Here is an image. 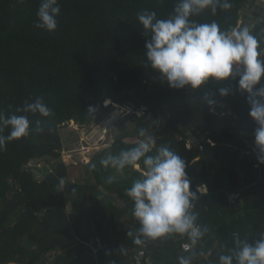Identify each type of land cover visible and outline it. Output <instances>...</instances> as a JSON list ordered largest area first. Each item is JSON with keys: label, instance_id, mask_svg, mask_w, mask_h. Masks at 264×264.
<instances>
[{"label": "trees", "instance_id": "obj_1", "mask_svg": "<svg viewBox=\"0 0 264 264\" xmlns=\"http://www.w3.org/2000/svg\"><path fill=\"white\" fill-rule=\"evenodd\" d=\"M40 2L0 0V110L22 115L17 109L24 101L39 97L55 112L51 118L27 114L32 128L40 121L43 131L7 143L0 152V264H137L135 252L143 248L142 264L149 259L152 264H178V257L191 255L192 249H182L190 241L178 235L136 245L139 225L126 189L141 178L142 169L118 174L99 163L107 152L134 147L142 139L140 128L186 163L197 195L198 223L209 229L195 249L193 264H219V256L235 246L234 234L250 242L259 238L264 232V164L254 155H242L252 146L257 125L238 78L210 81L195 92L176 90L162 85L160 75L148 66L147 37L136 14L148 9L166 18L178 0H59L58 27L51 34L34 26ZM246 2L230 0L229 10L218 9L216 16L204 12L196 19L238 28ZM252 33L264 41V22ZM153 82V91L138 97L141 85ZM220 87L233 92L221 97ZM206 97L215 101L213 107ZM108 101L144 108L146 117L117 134L89 164H72L70 172L61 129L74 122L82 128L90 125ZM112 118H119L117 111ZM205 133L208 137L201 139ZM189 134L224 166L197 161V144L188 148ZM110 176L115 177L111 184ZM204 187L208 194L197 191Z\"/></svg>", "mask_w": 264, "mask_h": 264}, {"label": "clouds", "instance_id": "obj_2", "mask_svg": "<svg viewBox=\"0 0 264 264\" xmlns=\"http://www.w3.org/2000/svg\"><path fill=\"white\" fill-rule=\"evenodd\" d=\"M18 3L23 4L25 0ZM231 7L230 0H178L166 18L144 9L136 14V21L147 37L148 66L170 88H190L195 92L210 81L222 84L238 78L239 89L249 97V116L257 125L254 135L258 163L264 164V41L247 27L224 29L215 20L200 22L196 19L204 12L216 16L218 9ZM60 12L59 0H41L34 26L54 33ZM218 92L221 97H227L233 89L220 87ZM206 99L209 107H213L215 101ZM17 112L24 114L6 115L0 110V152L6 150L7 143L43 131L40 121L32 128L27 114H39L43 118L55 116L53 108L39 97L26 99ZM6 129L8 134L4 135ZM138 135L142 139L134 147L118 154L107 152L99 163L118 174L129 168L142 169L141 178L126 189L133 203L132 215L139 225L134 243L143 246L177 235L186 237L190 241L186 251L189 248L193 251L191 255L178 257V264H193L195 249L209 229L198 223L199 213L193 203L197 195L191 190L186 163L170 146H157L155 136L147 134L144 128L139 129ZM95 168L96 164L92 163L90 170ZM114 179L110 176L107 183L111 184ZM59 184L63 188L65 181L61 179ZM203 192L206 193V189ZM234 235L235 246L219 256V264H264V232L251 242Z\"/></svg>", "mask_w": 264, "mask_h": 264}, {"label": "rangeland", "instance_id": "obj_3", "mask_svg": "<svg viewBox=\"0 0 264 264\" xmlns=\"http://www.w3.org/2000/svg\"><path fill=\"white\" fill-rule=\"evenodd\" d=\"M105 105H106V107H104L105 110L102 111L101 116L90 125L82 128L74 122L61 129L62 134H64L67 138L66 150L63 153V159L64 162L66 163V166H68L69 169H71L70 172H72V168L70 167L72 164L73 165L80 164L81 158H84L86 163L89 164L91 162V159L94 157V155L97 152L111 146V141L112 139L115 138L117 134L121 132L124 133L125 131H129L133 129L138 119L142 117H146L144 113H146L147 110L144 108L138 109L133 114L123 115V112H125L124 111L125 108H120V107L116 108L115 106L112 105L111 101H108ZM116 111L118 113L119 118H112L113 114ZM104 132H106V135L104 134ZM77 134L80 137V139H85L86 141H88L90 146L88 150L85 152L78 154L75 153L70 154L69 153L70 150L77 149L80 146L81 140L78 141L76 137ZM101 134L105 135V139H102L100 137ZM191 147L192 146L190 145L189 148ZM32 165L36 166V164H32ZM75 169L76 168L73 169L74 175H76ZM69 175L72 174L69 173ZM65 187H68V184ZM199 192L204 195L203 192L201 191ZM53 262L54 261H49V264H53Z\"/></svg>", "mask_w": 264, "mask_h": 264}, {"label": "built area", "instance_id": "obj_4", "mask_svg": "<svg viewBox=\"0 0 264 264\" xmlns=\"http://www.w3.org/2000/svg\"><path fill=\"white\" fill-rule=\"evenodd\" d=\"M105 107H106V105H104ZM136 109V108H135ZM138 110V109H137ZM137 110H134V109H130V108H128V109H125L124 111L125 112H123V115H130V114H133V113H135V111H137ZM212 114H215V112H214V110H212V112H211ZM147 114V112L146 113H144V115H146ZM104 134L106 135V132H104ZM105 135H103V138L102 139H105ZM81 140V143H80V146L77 148V149H73V150H70L69 151V153L70 154H78V153H82V152H85V151H87L88 150V148H89V146H90V144H89V142L88 141H86L85 139H80ZM210 143H211V145H214L211 141H209ZM94 143V142H93ZM111 143H113V140L111 141ZM242 155L243 156H256L257 158H258V155H259V151H258V149L256 148V146L255 145H253V146H251L249 149H243L242 150ZM81 163H85V164H87L86 163V161L84 160V158H81ZM190 243H184L183 244V251H185V252H188V251H190L191 249L189 248L187 251H186V245H189ZM144 254H146V251H143V250H141V251H139L138 253H136V261H137V264H142V259H143V257L144 256H146V255H144ZM148 262H149V264H152V261H151V259H149L148 260Z\"/></svg>", "mask_w": 264, "mask_h": 264}, {"label": "flooded vegetation", "instance_id": "obj_5", "mask_svg": "<svg viewBox=\"0 0 264 264\" xmlns=\"http://www.w3.org/2000/svg\"><path fill=\"white\" fill-rule=\"evenodd\" d=\"M243 14L238 28L247 27L253 31L258 22H264V0H247Z\"/></svg>", "mask_w": 264, "mask_h": 264}, {"label": "water", "instance_id": "obj_6", "mask_svg": "<svg viewBox=\"0 0 264 264\" xmlns=\"http://www.w3.org/2000/svg\"><path fill=\"white\" fill-rule=\"evenodd\" d=\"M241 15H244V14H243V11L241 12ZM241 20H242V19H241ZM263 21H264V20H263ZM165 83H166V84H165ZM165 83H161V84H162V85L165 84L166 86H168L167 82H165ZM155 86H156L155 82H153V83H151V84H149V85H147L146 83H143V84L141 85V87H140L139 92L137 93L138 97H142V96L146 95L148 92H152ZM130 94H131V95H135V94H136V90H135V89L132 90V91L130 92ZM111 102H112L113 104H115V105H118V107H120V108H125V109L130 108V109L137 110V109H135V107H133V106L130 105V104H126L125 106H123V105H119V104L115 103L114 101H111ZM79 138H80V137H79ZM197 149H198V151H199V157L197 158V161H199V160H205V161H207L208 163H215V164H217V165L220 166V167H223V166H224V164H222L221 161H219V160L216 159L215 157H213V156H208V155L205 153V151H204L203 146H202L201 143H198V144H197ZM36 175H38V174L35 172V174H34V180L36 179Z\"/></svg>", "mask_w": 264, "mask_h": 264}, {"label": "crops", "instance_id": "obj_7", "mask_svg": "<svg viewBox=\"0 0 264 264\" xmlns=\"http://www.w3.org/2000/svg\"><path fill=\"white\" fill-rule=\"evenodd\" d=\"M162 83H165V81H162ZM243 136H248V134L247 133H244V132H242L241 133ZM208 133H205L202 137H201V139H205V138H207L208 137ZM77 139H78V141L80 140V138H79V136H78V134H77ZM251 144H252V146L253 145H255V135H251ZM189 139H190V141H189V145H188V148H189V146L191 145L192 146V143L193 144H198V143H200V142H198V140H195V139H197V138H195V137H193L191 134H189ZM66 140H67V138H66ZM67 143V142H66ZM204 188H206V187H204ZM207 192H208V189H207ZM141 250H143V251H147L146 249H138V250H136V252L135 253H138L139 251H141Z\"/></svg>", "mask_w": 264, "mask_h": 264}, {"label": "bare ground", "instance_id": "obj_8", "mask_svg": "<svg viewBox=\"0 0 264 264\" xmlns=\"http://www.w3.org/2000/svg\"><path fill=\"white\" fill-rule=\"evenodd\" d=\"M205 189H206V193L203 192V191H205ZM201 192H203L204 194H207V188H203V189H201Z\"/></svg>", "mask_w": 264, "mask_h": 264}]
</instances>
